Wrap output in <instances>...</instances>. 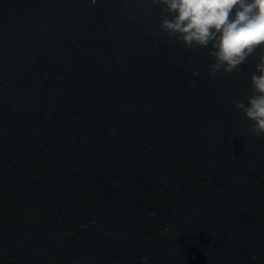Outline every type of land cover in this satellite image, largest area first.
<instances>
[{
  "label": "water",
  "instance_id": "water-1",
  "mask_svg": "<svg viewBox=\"0 0 264 264\" xmlns=\"http://www.w3.org/2000/svg\"><path fill=\"white\" fill-rule=\"evenodd\" d=\"M152 0H0V264H264V137ZM200 76L195 77L194 72Z\"/></svg>",
  "mask_w": 264,
  "mask_h": 264
},
{
  "label": "clouds",
  "instance_id": "clouds-1",
  "mask_svg": "<svg viewBox=\"0 0 264 264\" xmlns=\"http://www.w3.org/2000/svg\"><path fill=\"white\" fill-rule=\"evenodd\" d=\"M162 5L171 19L161 24L164 31L176 36L186 48H208L215 63L210 75L223 70H240L250 57L264 49V0H152ZM96 4L97 0H91ZM195 77L200 73L194 72ZM252 95L247 103L234 102L235 108L251 122L250 129L264 137V56L251 77ZM144 264H147L145 260Z\"/></svg>",
  "mask_w": 264,
  "mask_h": 264
}]
</instances>
